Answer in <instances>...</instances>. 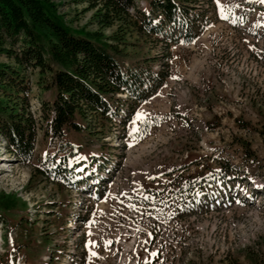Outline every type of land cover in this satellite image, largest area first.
Returning a JSON list of instances; mask_svg holds the SVG:
<instances>
[{"label":"rangeland","instance_id":"374dc122","mask_svg":"<svg viewBox=\"0 0 264 264\" xmlns=\"http://www.w3.org/2000/svg\"><path fill=\"white\" fill-rule=\"evenodd\" d=\"M50 1L73 30L116 32L82 4ZM206 2L207 25L168 60L153 40L121 37L123 66L156 60L169 73L130 118L88 115L82 132L44 136L54 89L26 71L37 137L22 164L0 136V264H264V2ZM71 152L77 173L49 169Z\"/></svg>","mask_w":264,"mask_h":264},{"label":"trees","instance_id":"16d2710c","mask_svg":"<svg viewBox=\"0 0 264 264\" xmlns=\"http://www.w3.org/2000/svg\"><path fill=\"white\" fill-rule=\"evenodd\" d=\"M72 1L92 12L100 31L115 27L116 32L104 37L101 32L73 30L50 0H0V56L12 63L0 62V136L6 152L22 164L32 159L37 137V123L28 111V69L47 76L45 87L54 89L51 100L41 101L44 136L64 137L66 128L85 130L77 119L83 122L88 115L101 122H112L120 114L130 118L163 86L168 69L153 70L151 62L156 60L128 67L119 61L116 45L126 31L161 44L168 60L172 44L191 43L208 23L207 8L199 7V0H143V7L136 5L137 0ZM206 3L212 6V0ZM168 28L171 35L166 34ZM74 155L50 161L49 169L55 172L59 166L77 173V161L69 169Z\"/></svg>","mask_w":264,"mask_h":264},{"label":"snow or ice","instance_id":"6c2138e0","mask_svg":"<svg viewBox=\"0 0 264 264\" xmlns=\"http://www.w3.org/2000/svg\"><path fill=\"white\" fill-rule=\"evenodd\" d=\"M262 2H264V0H262ZM223 18H225V19H227V17H223ZM142 116H143V114H141V113H137L136 114V120H141L142 119ZM139 131V129H137V128H133L132 129V133L134 134V133H136V132H138ZM133 138L135 139L136 137L135 136H133ZM110 243H112L111 241H107L106 242V244H110ZM94 254V253H93ZM154 255V254H153Z\"/></svg>","mask_w":264,"mask_h":264}]
</instances>
